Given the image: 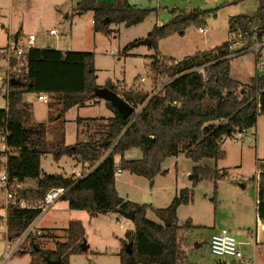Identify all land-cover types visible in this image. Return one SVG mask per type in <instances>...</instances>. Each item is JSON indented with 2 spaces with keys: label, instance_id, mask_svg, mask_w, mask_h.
<instances>
[{
  "label": "trees",
  "instance_id": "1",
  "mask_svg": "<svg viewBox=\"0 0 264 264\" xmlns=\"http://www.w3.org/2000/svg\"><path fill=\"white\" fill-rule=\"evenodd\" d=\"M79 10L92 12L93 30L108 34L110 23L132 26L143 21L154 9L136 7L127 0H82ZM213 11L211 8L190 11L172 8L170 20L155 24L147 33L151 40L148 47L157 50L159 39L183 34L190 25L201 27ZM232 32L244 42L239 48L233 47L237 40H228L176 63L174 59L167 62L157 51L151 55L148 68L152 73V86L157 84L159 75L169 78L156 94L132 88L118 93L115 84L106 83L103 87L120 94L134 109L143 104L142 110L134 111L124 119L111 102L105 101L113 116L76 118L77 124L96 125L94 135L88 134L86 140L72 145L59 141L51 148H47L45 124L29 123L30 108L23 95L26 92L45 94L47 103L54 101L59 108L58 117H62L71 107L96 104V90L102 86L96 82L93 53L76 50L63 53L52 47L28 49L25 55L28 63L15 77L19 82L8 85L6 107L0 108V137L4 136L2 142L6 147L0 151V157H5L7 178L9 182L22 184L27 180L34 181L33 186L16 190L28 204L9 203L6 206L7 238L20 237L40 214L33 204L43 198L49 187L63 185L67 191L62 199L71 209L85 210L92 215L134 211L133 230L129 234L132 252H126L125 245L119 253V264H188L180 230L190 224L177 223V208L192 201L193 187L199 181L209 178L216 182L226 175L225 169L202 161L223 158L225 139L254 127L257 117L264 114V75H255L242 82L231 75L230 66L233 55L248 51L255 42L259 41L264 47V5L258 6L254 15L231 16L228 34ZM137 41L125 45L123 54L128 55ZM134 147L140 149L141 157L124 159V152ZM45 153H50L55 160L68 155L95 166L78 178L46 173L41 168V157ZM179 154L194 162L188 174L191 186L178 190L165 208H153L161 220L159 223L145 216L149 205L125 200L117 194V168L152 181L156 175L164 173L162 162ZM116 156H120L119 161ZM256 189V216L264 222V159L257 160ZM53 230L48 228L40 235L28 234L32 253L37 255V258H30L29 264H46L45 257L60 258L67 264L69 254L82 251L80 243L85 239V229L79 219L69 221L64 229L65 241L54 240V249L42 250L34 245L38 237H53Z\"/></svg>",
  "mask_w": 264,
  "mask_h": 264
},
{
  "label": "rangeland",
  "instance_id": "2",
  "mask_svg": "<svg viewBox=\"0 0 264 264\" xmlns=\"http://www.w3.org/2000/svg\"><path fill=\"white\" fill-rule=\"evenodd\" d=\"M79 1L0 0V47L6 43L8 34L20 30L25 36L34 34L35 44L45 46L47 41H50L47 36L48 30L58 27L61 31L53 36L55 45L64 50L93 53L98 85L103 87L111 82L115 84L118 93L129 88L150 92L153 81L147 65L152 60L151 55L156 51L170 63L172 59L178 60L221 45L229 40L228 20L231 16L254 15L258 6L264 5V0H127L130 5L154 10L143 21L132 26L110 23L108 26L110 31L105 34L93 30L92 12L80 10L81 13H77L78 10L74 8ZM174 7L185 11L193 8H211L214 11L200 25L205 29L204 32L199 31L197 25H190L183 34H172L159 39L157 50L145 45H135L129 50L128 55L123 54L125 45L146 38L155 24L167 23L171 18L170 10ZM234 40H237L233 43L235 48L244 43L239 37H235ZM255 43L260 44L259 41ZM230 66L231 75L242 82L255 75H264V47L259 54L250 48L248 51L233 55ZM2 77L3 72L0 70V107L5 106L3 92L8 88L2 82ZM140 77H144L145 80L136 86V81ZM164 78L167 79L166 76ZM24 100L30 108L29 123H44L47 131L49 124L51 125L49 130H55V126L59 125L56 131H51L55 135L54 140H48L49 135H45L47 148L62 141V138H65L64 131L68 142L75 141L73 137L77 117H103L106 114L105 100L99 98L97 100L100 103L79 108L71 107L62 117H58L59 108L54 101L44 103L38 99L35 92H26ZM143 107V104L138 105L135 112L139 113ZM31 119L34 122H31ZM91 124L79 127L78 141L85 140V128L89 129V135L95 134L97 126ZM258 127L257 141L254 139L255 130L250 129L248 133L253 139L244 141L237 135L230 137L222 146L226 151L223 158L216 161L204 159L203 164L212 166L216 164L218 168L226 170V175L216 182L209 178L199 181L193 187L192 201L177 208V223L190 224L180 230L181 244L186 252L188 264H217L219 260L225 264H240L231 257L219 258L211 253L209 238L220 228H227L234 235L238 248L248 260V264H264V222L256 221L257 160L264 159V116L260 118ZM4 146L0 139V148L4 149ZM126 155L128 158L136 159L141 157V151L134 147ZM75 163L82 162L68 155H63L58 160L53 159L50 153H45L41 157V168L50 174L58 172L70 176ZM193 165L194 162L184 154L168 157L161 164L164 173L156 175L152 181L122 169L115 186L117 194L125 200L149 205L145 216L159 223L161 220L153 208H165L171 202L175 189L178 191L191 186L188 174ZM4 172L3 164H0V176ZM25 185L30 186L34 183L27 180L23 186ZM6 202L5 188L0 182V264L7 238L4 218ZM73 219L82 222L88 249L69 254L67 264L120 263L119 253L129 243L133 222L117 211L92 215L85 210L71 209L64 199L56 201L35 219L37 228L55 230L53 237H38V242L34 245L42 250L54 249V240L65 241L64 229ZM195 242L201 245L195 247ZM32 249L30 240H25L22 246L23 253L13 254L3 264H29L30 256L37 258Z\"/></svg>",
  "mask_w": 264,
  "mask_h": 264
},
{
  "label": "built area",
  "instance_id": "3",
  "mask_svg": "<svg viewBox=\"0 0 264 264\" xmlns=\"http://www.w3.org/2000/svg\"><path fill=\"white\" fill-rule=\"evenodd\" d=\"M59 28H53L49 30L51 35L59 33ZM199 31L204 32L205 29L203 27H199ZM236 33H229V40H233L236 37ZM36 41V36L34 34H28L26 36L19 35L14 36L13 34H9L7 36L6 44L0 48V60L3 62V77L1 78L2 82L5 83L6 86L9 85V80L11 78L17 77L25 67L26 63V52L28 49L34 46ZM262 44L255 43L251 48L256 53L260 51L262 48ZM174 63L177 60L173 61ZM165 75L158 76V82L155 86H152L151 92L152 94H156L159 92L163 86L169 82V78H164ZM145 80L144 77H140L139 80L136 81V86ZM8 93V88L6 89V94ZM38 99L44 103L47 102L48 98L45 94L40 93L38 95ZM237 137L244 141H249L251 139L250 135H248L245 130L238 131L236 133ZM4 136H1L0 139L2 140ZM83 165L88 164L87 162H82ZM3 167L5 170V161L3 163ZM88 167V166H87ZM93 167L90 166L86 169V171H75L73 172L74 178L82 177L91 171ZM121 171L120 168L116 169V173ZM0 182L5 188L6 192V206L9 203H18L20 206H25L24 200L16 194V190L23 187L22 183L13 181L9 182L7 178L6 171L4 174L0 176ZM67 188L63 185H57L49 187L41 200L35 202L33 207H36L40 210V214L48 210L56 201L63 198L64 194L66 193ZM39 214V215H40ZM122 226V223L120 224ZM35 234L40 235L43 231L39 228H36L34 225V221L30 224L27 230L18 238L16 239H5V253L2 257V264L8 258H10L13 254L22 250L23 243L27 240L28 234ZM209 247L212 254L215 256L221 257H231L239 261L240 264H248V261L244 258L241 250L238 248V242L234 235L227 229V228H220L219 230L212 233L209 238Z\"/></svg>",
  "mask_w": 264,
  "mask_h": 264
},
{
  "label": "crops",
  "instance_id": "4",
  "mask_svg": "<svg viewBox=\"0 0 264 264\" xmlns=\"http://www.w3.org/2000/svg\"><path fill=\"white\" fill-rule=\"evenodd\" d=\"M82 0H80L78 3H77V5H76V7L74 8L75 10H78L77 11V13L79 14V13H81V11L79 10V4H80V2H81ZM111 2V1H110ZM53 28H58V27H53ZM53 28H50L49 30H51V29H53ZM49 30H48V33H47V36L50 38V41H47V45H36V44H34V47H38V48H43V47H52V48H55V49H58V50H61V51H63V53L64 52H66V51H68V49L67 50H64V49H62V48H60L58 45H55L54 44V42H53V36L54 35H56V34H53V35H51L50 33H49ZM61 31V30H60ZM17 32H19V34L20 35H23V36H25L23 33H22V31L20 30V31H17ZM17 32H15V33H17ZM31 34V33H30ZM9 35V34H8ZM7 35V36H8ZM6 42H7V38H6ZM6 44V43H5ZM4 44V45H5ZM3 45V46H4ZM3 46H1V47H3ZM0 47V48H1ZM211 49V48H210ZM207 50H209V49H207ZM160 56H161V54H159ZM184 58V57H183ZM180 59H182V58H180ZM179 58H178V60H180ZM174 60H177V59H174ZM1 61V60H0ZM26 61H27V58H26ZM28 63V61L26 62V64ZM2 68H3V62L1 61V65H0V70H2ZM147 68H148V65H147ZM25 95V94H24ZM24 95H23V98H24ZM3 96H4V98H5V106H2V107H0V108H4V107H6V89H5V91L3 92ZM98 103H100V101L98 100V102L96 103V104H98ZM95 105V104H94ZM105 105V107H106V114L103 116V117H111V116H113V111L111 110V109H109L107 106H106V104H104ZM86 106H88V105H86ZM82 107H85V106H82ZM79 108V107H78ZM262 116H264V114H261V115H259L258 117H257V122H256V125L254 126V127H251V128H249V129H246L245 130V132L247 133V134H249L248 132H249V130L250 129H253V130H255V132H254V134H255V140L257 141V134H258V129H259V127H258V125H259V120H260V118L262 117ZM82 117H86V116H82ZM33 121V119H31V122ZM34 122V121H33ZM57 124V123H56ZM84 125V123L83 122H81L79 125H75V137H73L74 139H75V141H72V142H68V140H67V138H66V132L64 131V133H65V138L63 137L62 138V141L65 143V144H71V143H74V142H76V141H78L79 140V138H78V134H77V131H78V129H79V127L80 126H83ZM49 126H51L50 124L48 125V131H47V134L49 135V137H48V140H51L52 141V139L54 140V136L55 135H53V133H51V131H56L58 128H59V125H56L55 126V130L54 129H50L49 130ZM60 128H61V125H60ZM85 131H86V135H84V138H85V140L87 139V137H88V131H89V129L88 128H85ZM250 135V134H249ZM250 137H251V139H253V137L250 135ZM56 138V137H55ZM69 139V138H68ZM228 138H226L225 139V141L227 140ZM224 141V142H225ZM255 141V142H256ZM224 144V143H223ZM223 146V145H222ZM5 147V146H4ZM6 149V147L3 149V148H0V151H2V150H5ZM131 149V148H130ZM130 149H128V150H126L125 152H124V154H123V158L124 159H131V158H128L127 157V155H126V153L127 152H129L130 151ZM225 150V149H224ZM226 152V151H225ZM119 158H120V156H116L115 157V159H116V161H119ZM132 159H134V158H132ZM259 159H261V158H259ZM3 161V162H2ZM4 161H5V157H0V164H3L4 163ZM90 166L89 164H86V165H83L82 163H78V164H76L75 163V165H74V167L71 169V173H70V175H72L73 177H74V173L73 172H77V171H86V169L88 168V167ZM95 165H93V166H90L91 168L92 167H94ZM82 168H83V170H82ZM43 170V169H42ZM122 169H121V171L119 172V173H116V175H115V186H116V182H117V179H118V175H120L121 173H122ZM58 172H56V174H57ZM65 176H69V175H66L65 174ZM33 183H34V181L33 180H31ZM27 182V181H26ZM25 182V183H26ZM25 183H23V185L25 184ZM26 186V185H25ZM29 186V185H28ZM30 186H33V185H30ZM116 188V187H115ZM177 192V189H175L174 190V194H173V196L175 195V193ZM68 205V204H67ZM5 214H6V207H5ZM39 216V215H38ZM256 221H260L258 218H257V216H256ZM35 222H36V220H34V225H35ZM36 227V226H35ZM37 228V227H36ZM40 229V228H39ZM48 229V228H47ZM50 229H54V228H50ZM42 231H43V233H44V230H46V229H41ZM30 258H31V256H30ZM245 258V257H244ZM246 259V258H245ZM247 260V259H246ZM248 261V260H247ZM29 263H30V261H29ZM249 263V262H248Z\"/></svg>",
  "mask_w": 264,
  "mask_h": 264
},
{
  "label": "water",
  "instance_id": "5",
  "mask_svg": "<svg viewBox=\"0 0 264 264\" xmlns=\"http://www.w3.org/2000/svg\"><path fill=\"white\" fill-rule=\"evenodd\" d=\"M150 44H151V40L148 37L141 39L135 43V45H145V46H149ZM18 82L19 81L16 78H11L9 80L10 85L17 84ZM96 95L99 99H103L105 101L111 102L114 105V107L119 111L121 117L124 119H126L128 116H130L135 111L134 107L131 104L125 101L119 94L110 90L107 87L98 88L96 90ZM118 213L124 216L125 218H128L132 222L134 221V216H135L134 211L119 210ZM200 245L201 243H198V242H195L194 244L195 247H198ZM131 246H132V242H129L126 245L125 247L126 252L128 253L132 252ZM80 248L82 251H85L88 249V244L86 243L85 239L82 240V242L80 243ZM37 249L38 248L35 247V250ZM44 260L46 264H65L60 258L49 259L48 257H45ZM217 264H225V262L224 261L222 262L219 260Z\"/></svg>",
  "mask_w": 264,
  "mask_h": 264
}]
</instances>
